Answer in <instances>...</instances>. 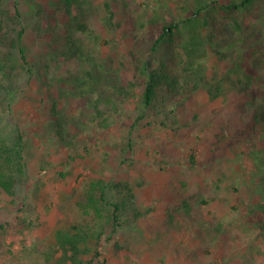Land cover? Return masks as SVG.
Wrapping results in <instances>:
<instances>
[{
    "label": "rangeland",
    "instance_id": "obj_1",
    "mask_svg": "<svg viewBox=\"0 0 264 264\" xmlns=\"http://www.w3.org/2000/svg\"><path fill=\"white\" fill-rule=\"evenodd\" d=\"M94 1L92 31L83 32L55 14L57 0H0V35L15 39L23 30L26 49L25 59L18 48L0 46L16 66L14 86L0 91V130L23 133L28 162L16 196L0 190V264H48L54 252L61 259L58 232L80 220L87 177L103 166L109 177L130 181L137 205L151 212L83 245L82 264H264V231L249 218L264 204V12L239 16L262 34L257 52L242 46L234 23L205 33L207 84L190 99H171L156 114L135 98L103 119L97 109L108 106L82 86L93 65L88 57L116 55L128 86L131 51L149 58L152 22L183 18L189 0ZM73 40L85 56L74 54ZM211 86L222 88L215 99ZM184 199L190 214L168 227V206Z\"/></svg>",
    "mask_w": 264,
    "mask_h": 264
},
{
    "label": "trees",
    "instance_id": "obj_2",
    "mask_svg": "<svg viewBox=\"0 0 264 264\" xmlns=\"http://www.w3.org/2000/svg\"><path fill=\"white\" fill-rule=\"evenodd\" d=\"M110 2L105 1L104 7L109 15L106 22L113 26L114 12ZM16 8L20 17L21 10L18 5ZM43 8L41 12L48 11L46 7ZM182 9L185 15L181 19H164L161 24L152 22L150 43L146 47L149 58L137 51H131L128 64L124 63L127 70L133 74L128 86L122 83L120 71L114 67L116 55H109L100 62L88 57V61L93 65L82 86L91 92L96 91L100 101L108 106L106 111L97 109V117L108 119L116 116L121 104L135 98L144 110L156 114H160L161 109L170 103L171 99L181 103L190 99L205 83L207 84L201 60L206 55L205 33L210 28L222 33L226 25L234 23V30L239 34L242 46L254 49V52L261 50L258 46L262 38L261 32L245 24V21H240L239 16L247 17L249 13L257 10L264 12V0H189ZM96 13L94 0H57L55 3V14L74 22L83 32L92 31L91 15ZM23 36V30L15 39L0 35V46L9 44L13 49L18 48L26 59ZM72 45L76 51L74 54L85 56L76 41L73 40ZM11 56V53L0 51L1 92L9 93L14 86L16 66ZM253 58L256 59V55ZM221 92L222 88L219 86H211L209 89V95L213 99ZM142 118L144 119V114L137 121ZM260 119H264V115ZM226 140L225 135L219 138L220 143ZM26 146L22 132L9 135L0 130V190L9 197L16 196L17 185L24 183L27 178ZM135 190L130 181H117L106 175L104 166L100 171L93 170L87 177L77 202L80 220L72 224L71 231L58 232L57 246L63 252L62 258L57 260L54 252L47 258L48 264H82L80 256L86 252L83 245L87 246L90 240L99 241L107 234L108 229L111 233H117L135 226L148 216L151 209L137 205ZM191 210V203L187 199L180 204L169 205L166 224L173 228L179 216L184 212L190 214ZM249 218L255 228L264 231V204L251 209Z\"/></svg>",
    "mask_w": 264,
    "mask_h": 264
}]
</instances>
